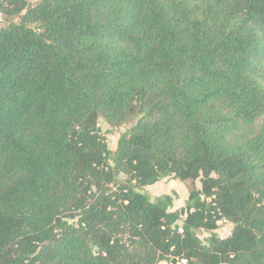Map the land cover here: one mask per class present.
Wrapping results in <instances>:
<instances>
[{"label": "trees", "instance_id": "1", "mask_svg": "<svg viewBox=\"0 0 264 264\" xmlns=\"http://www.w3.org/2000/svg\"><path fill=\"white\" fill-rule=\"evenodd\" d=\"M0 12V264H264V0Z\"/></svg>", "mask_w": 264, "mask_h": 264}, {"label": "rangeland", "instance_id": "2", "mask_svg": "<svg viewBox=\"0 0 264 264\" xmlns=\"http://www.w3.org/2000/svg\"><path fill=\"white\" fill-rule=\"evenodd\" d=\"M38 1L39 0H29L31 5L36 4ZM10 20H18V17H8L6 14L0 12V26L6 25ZM99 125L112 150L116 149L120 136L131 126L130 123L122 126H113L102 117L99 120ZM200 185L201 183L199 180L193 182L191 180L181 181L179 179L164 178L153 185L147 186L145 192L148 193L150 198L154 201L163 195H170L172 198V206L170 207V210H175L186 204L191 188L193 186L199 187ZM233 227L234 224L232 222L223 220L219 222V227L215 232L221 237H226L231 233ZM209 234V231H200V237L202 239H205ZM161 264H168V262L163 261Z\"/></svg>", "mask_w": 264, "mask_h": 264}, {"label": "built area", "instance_id": "3", "mask_svg": "<svg viewBox=\"0 0 264 264\" xmlns=\"http://www.w3.org/2000/svg\"><path fill=\"white\" fill-rule=\"evenodd\" d=\"M186 262H187V259L183 258V259H181V260L178 262V264H183V263H186Z\"/></svg>", "mask_w": 264, "mask_h": 264}]
</instances>
